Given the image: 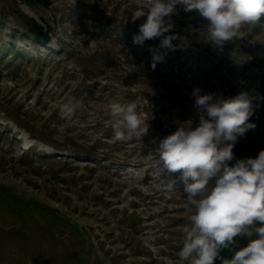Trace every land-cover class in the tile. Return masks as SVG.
<instances>
[{"label": "rangeland", "instance_id": "1", "mask_svg": "<svg viewBox=\"0 0 264 264\" xmlns=\"http://www.w3.org/2000/svg\"><path fill=\"white\" fill-rule=\"evenodd\" d=\"M144 11L136 0H0V264H177L186 195L160 190L181 173L163 172L156 149L180 124L198 125L194 88L255 98L256 127L238 138L230 165L264 150V16L221 49L189 31L206 23L196 10L180 11L166 35L186 44L159 48L153 69L149 49L161 38L132 39ZM70 99L84 107L61 119ZM130 101L148 133L115 141L110 105ZM236 239L229 259L248 241Z\"/></svg>", "mask_w": 264, "mask_h": 264}, {"label": "clouds", "instance_id": "2", "mask_svg": "<svg viewBox=\"0 0 264 264\" xmlns=\"http://www.w3.org/2000/svg\"><path fill=\"white\" fill-rule=\"evenodd\" d=\"M146 17L133 35V44L143 46L146 40L161 38L152 52V68L163 61L159 48L175 51L186 44V38L169 34L174 28L172 17L180 11L196 10L204 23L189 29L217 48L228 42L243 40L248 25L259 23L264 16V0H136ZM138 17V18H140ZM137 18V19H138ZM181 40L174 45L173 40ZM236 52L232 53L233 58ZM198 109L199 123L180 124L159 141L158 163L162 171L180 172L175 178H162L160 190L172 193L182 190L186 195L187 224L183 228L182 246L177 264H264V150L257 157L237 159L233 148L239 137L256 127L249 123L256 105L254 97L241 91L231 98L214 93L192 92ZM82 102L70 99L59 105L61 119L71 120ZM135 101L110 105L108 117L113 139L119 142L141 140L149 130L147 120L137 110ZM186 125V126H185ZM133 182L128 181L121 199L128 196ZM238 237H246L245 245L234 251L231 259L223 258V249L237 245Z\"/></svg>", "mask_w": 264, "mask_h": 264}, {"label": "trees", "instance_id": "3", "mask_svg": "<svg viewBox=\"0 0 264 264\" xmlns=\"http://www.w3.org/2000/svg\"><path fill=\"white\" fill-rule=\"evenodd\" d=\"M26 18L30 21V24H31L30 28H28L29 29V33L34 35L36 38H38L39 36H42L41 32H40L42 30L41 29L42 27L40 25L36 24L31 18H28V17H26ZM42 37H43V43L48 41V38L46 36H44V34H43ZM157 117L159 118V114H157ZM84 153L86 155H91V153H93V152L91 150H89V151L85 150ZM220 255L223 256V258H225V259H229L228 257L224 256L225 255V250L224 249L221 251ZM229 255H231L233 257L234 253L232 252ZM215 264H221L220 260L218 259L215 262Z\"/></svg>", "mask_w": 264, "mask_h": 264}]
</instances>
